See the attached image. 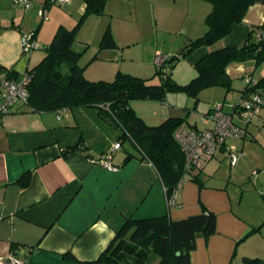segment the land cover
<instances>
[{"label":"crops","instance_id":"crops-1","mask_svg":"<svg viewBox=\"0 0 264 264\" xmlns=\"http://www.w3.org/2000/svg\"><path fill=\"white\" fill-rule=\"evenodd\" d=\"M31 1L32 6L23 10L13 0H0V65L18 74L43 56L34 51L21 55V38L26 32L42 30L49 41L60 24L73 27L85 9L82 0L69 1L66 10L53 9L48 0ZM135 1L105 0L103 13L84 18L74 42V48L82 52L80 59L94 48L90 60L81 64L79 59L84 76L87 63L102 60L117 66L97 71L98 78L85 76L87 79L110 81L122 71L157 81L154 59L159 51L177 56L174 63L184 65L173 66L171 76L178 83H187L197 73L195 63L211 48L198 46L182 53L191 39L206 31L205 16L211 3L141 0L157 16L156 29L145 45L138 29L117 22L126 12L138 10ZM41 4L50 10L47 20L37 14ZM109 15L117 17L116 21L109 20ZM107 25L116 44L108 48L100 46ZM252 28L264 37V0H255L242 22L234 24L214 46L241 45ZM163 31L168 35H162ZM178 47L183 49L180 55L173 52ZM119 60L135 66L123 71ZM225 70L232 82L228 90L211 86L199 91L198 99L172 91L163 100L135 99L130 106L147 125L184 117L182 125L210 126L200 116L215 102L233 112V105L244 96V74L264 91V61H231ZM106 110L73 106L36 111L17 103L1 116L0 257L13 254L22 257L24 264H77L96 259L129 217L140 220L167 215L178 220L208 211L216 218L214 233L196 235L190 264H245V259L264 264V103L258 116L246 125V135L227 141L236 147V165H230L226 146L219 147L204 168L187 171L179 206L171 207L155 166L128 135L119 137L122 127ZM126 139L133 151L126 148ZM118 140L120 148L112 151L113 169L92 162Z\"/></svg>","mask_w":264,"mask_h":264},{"label":"trees","instance_id":"trees-1","mask_svg":"<svg viewBox=\"0 0 264 264\" xmlns=\"http://www.w3.org/2000/svg\"><path fill=\"white\" fill-rule=\"evenodd\" d=\"M254 1L209 0L211 11L205 16L207 29L203 35L189 41L182 55L198 46L207 45L211 49L195 63L196 75L182 84L176 82L170 72L176 55L167 59V73L156 67L157 81L150 82V78L122 71H117L110 81L87 79L78 63L82 52L74 48V42L84 18L91 13H103L105 0H84L85 9L78 22L71 28L60 24L45 46L41 60L26 70L30 80L24 103L36 111L73 106H99L104 109L108 106L107 113L122 127L119 137L128 135L132 139L155 166L164 187L169 191L191 170L184 171V154L173 134L183 124L184 117H168L159 124L147 125L131 108L130 101L163 100L172 91L196 97L199 91L211 86L221 85L226 90L230 89L232 82L225 67L231 61H264V37L259 29L252 28L241 45H214L230 33L234 24L242 22ZM48 3L52 2L48 0ZM42 5L47 10L46 4L39 5L38 9ZM112 37L108 27L100 38V46H115ZM0 69L5 67L0 65ZM7 74L18 77V73L12 69L7 70ZM259 85L255 84V87ZM253 88L246 85L244 96ZM132 121L140 128H130ZM215 223L214 213L208 211L178 220L170 219L167 215L140 220L129 217L96 259L77 261V264H190L189 254L194 248L196 235L209 237L214 233ZM245 264H256V260L245 259Z\"/></svg>","mask_w":264,"mask_h":264},{"label":"built area","instance_id":"built-area-1","mask_svg":"<svg viewBox=\"0 0 264 264\" xmlns=\"http://www.w3.org/2000/svg\"><path fill=\"white\" fill-rule=\"evenodd\" d=\"M14 3L22 5L25 9L32 6L31 0H13ZM52 3L64 5L70 0H49ZM38 14L42 20L48 19L47 10L42 5L38 9ZM33 33L23 35L21 38V55L28 56L34 49L41 45L34 41ZM169 56L163 53L155 54L156 67L167 73L169 66L167 59ZM10 68L0 69V119L1 116L10 112L17 103L26 102L28 92L27 84L30 80V75L27 71L18 74L17 78H13L7 74ZM242 81L245 86H254L246 95L241 97L236 104L233 105V112L226 111L222 102L212 104L209 112L200 116V120L210 126L196 128L191 126H179L174 136L178 141L184 154V171L188 169L201 170L211 160L215 151L223 146H226L227 156L231 166H235L238 161L236 147L227 143L229 140L243 138L246 135V125L258 116L259 110L264 103V91L262 88L255 87L248 74H244ZM108 108V106L106 107ZM235 116V118H234ZM59 117V116H58ZM121 142L116 141L110 151L103 153L94 159L92 162L101 164L106 168L113 169L114 165L111 162L112 151L120 148ZM185 181L182 176L171 190L164 187L166 203L168 207L179 206L178 195ZM25 260L13 254L0 257V264H24Z\"/></svg>","mask_w":264,"mask_h":264},{"label":"rangeland","instance_id":"rangeland-1","mask_svg":"<svg viewBox=\"0 0 264 264\" xmlns=\"http://www.w3.org/2000/svg\"><path fill=\"white\" fill-rule=\"evenodd\" d=\"M82 1H84V0H82ZM135 3L138 6V10L137 11H134L133 10L131 13H128L126 11H123V13H125V12L126 13L123 15V18H120L119 20L117 19V22H120L123 25H132V27L134 29H138L141 32V34H142L141 37L145 38V41H144L145 42V45H147L148 44V41H149V36L152 35V33L154 32V30L156 29V26L153 27V25L155 24V21H154L155 20V17H157L155 15L156 12L146 9L145 7L147 6V4L144 6L141 0H136ZM49 4L52 5L53 9H59V10H62L63 9V10H66L65 4L64 5H60L58 3H49ZM16 6H18V5H16ZM21 9L24 10L23 7ZM22 13H23V11H22ZM47 13L50 15L51 14L50 13V10H47ZM37 14H38V11H37ZM49 15H47V16H49ZM81 16L82 15H80V16L77 17V19L75 21L76 23L81 18ZM65 18H66V15H65ZM116 18L117 17H115V18L112 17L111 18L110 15L108 16V19L109 20L112 19V22L116 21ZM104 19H107V15L105 16ZM39 21H40V19H39ZM107 27H110V26L107 25ZM107 27L104 29V31L102 33V36H103L105 30L107 29ZM159 29L161 30V28H159ZM41 31L42 30H37L38 34H37V32H35V37H34L35 38L34 41L38 42L41 46L39 48H37V49H34L33 50L34 51L33 54H38L39 56L44 55V53H45V45L50 42V41H48L46 39V36L44 34H41ZM110 31H111V28H110ZM29 33H34V31H31L30 30V31L26 32L24 35H28ZM111 33H112V31H111ZM162 35H165L166 36L168 34H167L166 31H163V34ZM51 38L52 37H50L49 40H51ZM138 45H140V44H138ZM180 49H182V48L181 47H178V49H176L175 51H173L174 54H177L180 51ZM93 50H94V48H90L89 51L87 52V54H85V55H83V57H81V59H80V63L81 64H84V62H87L88 60H90V58H91V56L93 54ZM158 52L159 51H157L155 54H157ZM159 53H161V52H159ZM87 64H88V67L86 68V70L84 68V70H85V74H86L85 76H88V77L90 76L89 78H98V75L99 74L96 75V72L97 71H99V70L100 71L101 70L102 71L103 70L104 71H107L108 69H110V67L117 66L114 63H105L102 60H97L96 62H92V63L90 62V63H87ZM180 65H184V64L178 62V63H176L174 65V67L180 66ZM118 66H120L123 71L132 70V68H134V66H135V63H125V62L119 60L118 61ZM97 67H99L100 69L97 68ZM152 79H153V77L150 78V79H148V80L150 82H152L151 81ZM130 145H131L130 144V141L128 139H126L125 140V146H126V148H128V150H132V149L134 150V148H132L133 146H130Z\"/></svg>","mask_w":264,"mask_h":264},{"label":"water","instance_id":"water-1","mask_svg":"<svg viewBox=\"0 0 264 264\" xmlns=\"http://www.w3.org/2000/svg\"><path fill=\"white\" fill-rule=\"evenodd\" d=\"M182 50L183 49H180V51L177 54L180 55V52ZM129 126H130V128H133V129H139L140 128V126L138 124H136L135 121H132ZM179 253H180L179 251L176 252L177 255H179Z\"/></svg>","mask_w":264,"mask_h":264}]
</instances>
